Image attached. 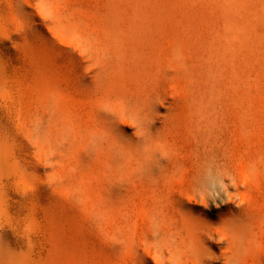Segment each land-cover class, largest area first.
I'll return each mask as SVG.
<instances>
[{
    "label": "rangeland",
    "instance_id": "1",
    "mask_svg": "<svg viewBox=\"0 0 264 264\" xmlns=\"http://www.w3.org/2000/svg\"><path fill=\"white\" fill-rule=\"evenodd\" d=\"M205 1H165L161 27L159 0H0L4 264H164L166 249L191 246L216 256L228 245L222 226L238 214L251 229L238 260L264 264V29L223 50ZM129 39L188 43L202 58L203 88L192 115L188 55L139 49L153 75L146 89L161 99L149 126L126 115L106 174L87 154L92 93L103 82L92 71L126 64L127 47L114 43ZM197 168L194 192L180 180Z\"/></svg>",
    "mask_w": 264,
    "mask_h": 264
},
{
    "label": "bare ground",
    "instance_id": "2",
    "mask_svg": "<svg viewBox=\"0 0 264 264\" xmlns=\"http://www.w3.org/2000/svg\"><path fill=\"white\" fill-rule=\"evenodd\" d=\"M165 1L167 2V0H159V3L162 5L159 9L160 15L158 19L159 21L161 20V27H165L167 24V6ZM205 2L211 8L210 11L213 16L214 24L221 26L220 29L216 31L218 36L216 44L223 50H230L236 42L244 40L246 36L251 37L252 34H256L264 29V22L260 23V21H258L259 18L264 21V0H206ZM116 5L119 6V4ZM145 15V18L148 19H151L153 16L148 10L145 11ZM123 44L127 47L128 51L126 64L118 66L113 65L109 68H107V66H101L97 68V73H95L94 70L92 71L94 75L96 74L98 77H102L103 82L100 84L101 88L95 89L92 93L96 98V103L93 105V110L89 113L91 118L87 124V154L88 157H93L92 161H101L102 165L99 166L106 174L113 173V165L117 162L119 151L123 148L122 144L124 141L120 138L121 135H123V138L125 135L123 132V122L125 121L126 115H133L134 113H138V115L143 114L145 116L143 122H146L149 126L157 110V104L152 101L157 97L154 96L153 92L146 89L150 87L153 75L148 69L144 68L145 62L142 61L143 59L141 58V54H139V49H146L157 45L162 48L166 47V50L168 46L167 42L163 40L153 39H129L124 42L114 43L115 47L124 46ZM173 45V47H168L172 48L179 58H184V56L186 57V55H188V60L183 59V61L187 62L186 66L183 65L184 62L182 64V69H180L182 73H185L188 83L190 82L189 84L187 83L190 85L187 96V100L189 99V102H187L188 110L192 115H196L199 111L200 104L198 88H203L201 86L203 74V71H201L202 58L198 51L186 42L173 43ZM116 50L119 49L116 48ZM186 50H188L187 53L185 52ZM168 52L169 51H167V53ZM157 99H161V97L158 96ZM165 101L166 100H164V102ZM153 143V140L147 141L145 145L146 152H151L150 150L153 148ZM129 150L131 155L136 153V156L139 158L140 154L137 145L134 146L133 149L129 148ZM141 162L146 164L147 159ZM162 174L163 172H161V175ZM180 181L181 186H185L188 189L193 187L194 192L199 191L198 189L201 188L202 185L200 170L197 168L190 173V175L182 173ZM189 198H192L191 192ZM189 225L193 230L202 231L201 229H203V226L198 228L196 225L194 228L192 224L189 223ZM250 227L252 228V226ZM222 231L226 232L229 238L226 241L228 245H226L225 249H223L219 255L214 256L209 250L205 252L202 247L197 249L195 246H191L189 249L169 248L166 249L167 261L164 264H215L219 260L221 264H241L238 259L241 255L246 258L249 254V250H247L246 246L251 240V229L245 226L243 215L238 214L234 221L224 224L222 226ZM188 232L191 233L189 228ZM240 246H242L241 255L239 254ZM5 248H7V246H5ZM5 250L6 252L4 253H7V249ZM4 258L5 256H2L0 249V264L5 263ZM14 260L16 261V258H14ZM8 263H10V261Z\"/></svg>",
    "mask_w": 264,
    "mask_h": 264
}]
</instances>
